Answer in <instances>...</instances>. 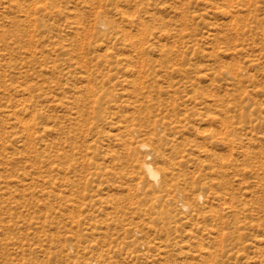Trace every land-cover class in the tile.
Returning <instances> with one entry per match:
<instances>
[{"label":"rangeland","instance_id":"obj_1","mask_svg":"<svg viewBox=\"0 0 264 264\" xmlns=\"http://www.w3.org/2000/svg\"><path fill=\"white\" fill-rule=\"evenodd\" d=\"M0 264H264V0H0Z\"/></svg>","mask_w":264,"mask_h":264},{"label":"bare ground","instance_id":"obj_2","mask_svg":"<svg viewBox=\"0 0 264 264\" xmlns=\"http://www.w3.org/2000/svg\"><path fill=\"white\" fill-rule=\"evenodd\" d=\"M143 148L146 149L145 146H143ZM145 168H146L148 174L150 175V177H152V178L158 177V173L152 167H150L149 165H146Z\"/></svg>","mask_w":264,"mask_h":264}]
</instances>
